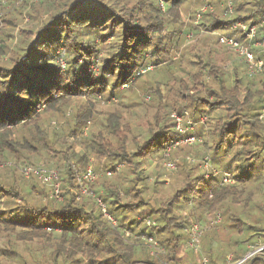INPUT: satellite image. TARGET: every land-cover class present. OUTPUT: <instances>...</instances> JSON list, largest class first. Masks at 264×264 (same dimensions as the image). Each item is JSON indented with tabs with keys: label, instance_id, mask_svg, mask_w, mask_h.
I'll use <instances>...</instances> for the list:
<instances>
[{
	"label": "trees",
	"instance_id": "1",
	"mask_svg": "<svg viewBox=\"0 0 264 264\" xmlns=\"http://www.w3.org/2000/svg\"><path fill=\"white\" fill-rule=\"evenodd\" d=\"M225 1L0 0V264H192L189 226L218 215L202 237L211 264L217 241L236 262L264 244V48L252 49L263 69L250 75L226 41L244 42L239 21L264 38V0H232L227 19L212 9ZM175 116L207 120L203 154L233 183L195 174ZM165 159L182 184L162 198L149 179ZM42 161L59 170L51 185L21 171ZM89 167L86 194L78 177Z\"/></svg>",
	"mask_w": 264,
	"mask_h": 264
},
{
	"label": "rangeland",
	"instance_id": "2",
	"mask_svg": "<svg viewBox=\"0 0 264 264\" xmlns=\"http://www.w3.org/2000/svg\"><path fill=\"white\" fill-rule=\"evenodd\" d=\"M35 1V0H33ZM229 0H227L228 2ZM37 2V0H36ZM227 2L225 1V3H221L220 6L219 4L218 5H215L214 8L212 9H215V8H219L221 9L222 8V16L224 18H229L230 16H234L235 12H234V5H232V8H233V12L230 13V12H226V4ZM2 9H3V13H6L10 10V3L8 1H4L3 4H2ZM164 7V5H162ZM201 5H198V4H195L194 7L191 9L190 8V11L191 13L189 12H185L183 13V20L185 21V23H188L190 20L189 18L191 16L194 15V12L198 10V8L200 7ZM229 7V6H228ZM206 9V6H204L202 8V10L205 11ZM218 9V10H219ZM1 13V12H0ZM189 17V18H188ZM201 17V14L197 16L196 18V24L198 23V20L200 19ZM194 22V20H193ZM29 25V19L26 18V21L20 25V27L18 28L17 31H19L21 28H25ZM258 29V27H257ZM195 31L196 30H193V29H190L189 32H185V33H182V38H181V41H182V44L184 45V47H191L192 44L195 42L194 39H195ZM187 33V34H186ZM257 40H260L262 38H256ZM16 41H18V37H17V34H16V37H15V40H14V44L16 43ZM257 47L255 48H259V47H263L264 48V40L262 41V43L260 44H257L255 45ZM7 60V58H5ZM237 59H239L238 55H237ZM64 65V63H62V66ZM153 68H149V72H152ZM147 101H149L151 104L153 103V99L152 97L150 96H147L146 98ZM109 103L106 104V102L103 100L102 101V104H101V107H105L104 109H107L109 106ZM142 112H144V110H141V114L142 115ZM176 117V116H175ZM189 117V116H188ZM188 117H184V118H181L182 121H181V127L182 129L184 130L183 134L180 133L178 127L176 126V131H177V138H181V139H185L186 137H195L196 141H193L192 143H187V142H182L183 144H187L189 147H192L191 149V154L187 155L186 159L191 163V164H197L198 167H197V170L195 171V174L196 175H201V174H204L206 177H208L210 174H216L218 176L221 177V179L223 180L224 179V174H226V171H224V169L222 167H220V165H218L216 162H214L213 160L210 159V157H208L206 154H203V150L201 149V143H202V136H198L200 131H199V128L204 126L203 123H205L207 120L205 118H201L199 121H194L192 120L191 118H188ZM144 120L145 117H142L140 116V118L138 117V121L135 122L137 124V128H138V125L140 124V121L139 120ZM184 119H187V120H184ZM264 122V121H263ZM178 124H180V122L178 121L177 122ZM134 124V123H133ZM264 124V123H263ZM142 125H139V130L142 129L141 127ZM196 133V135H193V133ZM199 140V141H197ZM179 160V159H178ZM169 162H173L175 163L174 164V167L172 168H169L167 166V164ZM159 167H161L160 169V172H157L154 170V167H151L149 168L147 171H150L153 173L155 171V175L151 176L149 181L150 182H154V179L155 178H158L160 179L161 181V184L158 186V189H157V193L155 194L156 197H162V198H167L169 197L173 192L174 190L177 188V187H180L181 184H182V178L181 179H176L175 178V174L178 172V165L176 163V161H170V160H161V163L158 164ZM10 166V165H9ZM38 167H43L44 169H56L57 171H59L57 168L55 167H48L45 165V163L42 161L40 163H37V164H34V165H27L26 167H20L22 168V173L25 175V178L26 177H29L30 175H37L35 173V171L29 173L28 175L25 173V170H28L29 168H38ZM4 169L3 165L0 166V172L1 170ZM24 170V171H23ZM156 175H158L156 177ZM38 179L42 182V184L46 183L43 179L39 178ZM46 184H52V183H46ZM258 198V197H257ZM260 199V198H259ZM213 218L212 219H209L208 222H202V223H198L200 225V228L202 229H205L203 232H202V236H201V239H200V248L198 250L192 248V247H189V244L187 242V245H185L183 247V254L186 256V257H189L191 260H192V264H211L209 259H208V255L206 253V250L204 249V243H203V240H202V237L204 236V233L209 231L210 229L212 228H215L218 224L222 223V218H221V221L218 222V224L214 225L212 224L213 222ZM212 221V222H211ZM196 223V222H194ZM150 224H154V221H150ZM192 225V224H191ZM191 225L189 226L191 228ZM189 239L191 237V235L189 234L188 235ZM188 239V241H189ZM157 243L158 241L156 239H154ZM223 242H215L214 245H213V252H214V259L216 260L217 264H238L240 261H234L232 259V249L230 247H225V246H222ZM254 249L253 252L249 253L247 255V257H256L257 255H260L258 257H256V259H253V262L254 260H256L257 262H255L254 264H264V244H259V245H254L252 247ZM162 250V248L160 247L159 243H158V247L156 249V252L155 253H159L160 251ZM205 261V262H204ZM253 262H251V264H253Z\"/></svg>",
	"mask_w": 264,
	"mask_h": 264
},
{
	"label": "built area",
	"instance_id": "3",
	"mask_svg": "<svg viewBox=\"0 0 264 264\" xmlns=\"http://www.w3.org/2000/svg\"><path fill=\"white\" fill-rule=\"evenodd\" d=\"M232 0H229L227 2V8H226V12H233V8H232ZM229 6V7H228ZM232 28L234 30H238L242 33L244 42H240L238 40H235L233 38H227L226 41L228 43V45H230L237 53L238 56L241 60H243L246 65L248 66V73L250 75H255L258 74L260 71H262L263 69V62L262 59L260 57H258L256 55V53L254 51H252L253 48L257 47L255 45L262 43V41L264 40V38L260 40H257L256 38L258 36V29L256 25H248L247 23L244 22H233L232 23ZM177 118V122L179 121L180 124L177 123V127L180 131L181 134H183L184 130L181 127V121L182 119L180 117H176ZM260 119L262 121H264V109L261 112L260 115ZM264 123V122H263ZM193 141H196L195 137H186L185 139H181V143L182 142H187V143H192ZM199 141V140H197ZM176 145L179 144L178 142L175 143ZM173 162H169L167 164V166L169 168L174 167ZM37 172L35 174H37V176L41 179H43L46 183H53V181L57 180L58 176H59V172L56 169H44L43 167H38L36 169L34 168H29L28 170H25V173L28 175L31 172ZM224 179H223V183L227 184V183H233V177L230 173H226L224 174ZM80 184L83 187V192L84 193H88V187L90 185V183H93L96 180V174L94 173L93 169L91 167H89L87 169V171L81 176L78 177ZM55 183V182H54ZM59 183L56 182L54 185V194L56 196H58L59 194ZM98 201L100 202L101 205V209L103 211V213L105 214V216L107 217V219L112 223L115 224V219L112 215H110V213L107 211L106 205L102 202L101 199H98ZM221 221V216L218 215L216 220L212 222V224L216 225L218 224V222ZM206 230L205 229H201L200 225L198 223H194L191 226L190 229V239L188 241L189 247H192L196 250H198L200 248V239L202 236V232ZM148 243L149 246L153 249L152 253L156 252V249L158 247V243L154 240V238L150 237L148 238ZM161 253V251L159 252ZM251 257V256H250ZM249 257H246V259H248ZM244 259V260H246ZM244 260H241L238 264H241ZM205 262V261H204ZM137 264H154V263H146V262H140ZM207 264V262H206Z\"/></svg>",
	"mask_w": 264,
	"mask_h": 264
}]
</instances>
